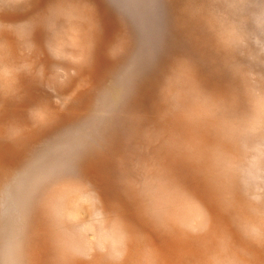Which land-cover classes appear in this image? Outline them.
Returning <instances> with one entry per match:
<instances>
[{"label":"rangeland","instance_id":"rangeland-1","mask_svg":"<svg viewBox=\"0 0 264 264\" xmlns=\"http://www.w3.org/2000/svg\"><path fill=\"white\" fill-rule=\"evenodd\" d=\"M87 2L94 46L77 65L49 52L53 0H0V264H58V243L73 250L71 264H106L101 249L121 232L129 237L122 264H210L227 238L264 264V251L247 245L234 220L246 203L239 130L251 109L202 11L218 0ZM181 56L204 93L196 112L215 119L163 117L160 88ZM31 60L43 79L19 72L15 95H6L4 67ZM222 99L226 110L217 111ZM38 109L42 122L31 116ZM183 195L211 216L207 233L181 229L174 209Z\"/></svg>","mask_w":264,"mask_h":264},{"label":"clouds","instance_id":"clouds-1","mask_svg":"<svg viewBox=\"0 0 264 264\" xmlns=\"http://www.w3.org/2000/svg\"><path fill=\"white\" fill-rule=\"evenodd\" d=\"M202 11L206 14L217 53L224 55L226 67L233 75L244 81L250 98V114L239 130L242 147L248 157L247 166L241 173L246 203L243 212L235 215L234 220L247 245L264 251V0H218ZM92 12L87 0H53L45 19L53 33L49 52L55 58L66 59L77 65L87 63L94 46L92 33L96 28ZM32 51L29 45L27 55L31 56ZM115 54L116 49L110 51V55ZM241 60L247 63H241ZM196 71L192 61L183 56L175 58L168 67L159 94L163 117L180 118L189 124L216 118L217 112H196L198 101L204 95L196 83ZM19 72L39 79L44 77L43 67H37L34 60L25 61L17 68L5 66L2 75L6 95H15L14 85ZM65 78L63 70H58L54 77L60 83ZM225 104L222 99L217 111H225ZM31 116L34 121L42 122L45 112L34 110ZM174 211L185 233L195 236L211 229L212 220L207 210L187 195L179 199ZM149 215L159 227L169 230L157 209H149ZM128 240V234L121 232L111 250L101 249L105 253L106 264H122L127 255ZM56 254L58 264H71L73 250L58 243ZM210 264L259 262L255 252L234 249L230 238H227L222 241L220 253L212 257Z\"/></svg>","mask_w":264,"mask_h":264}]
</instances>
